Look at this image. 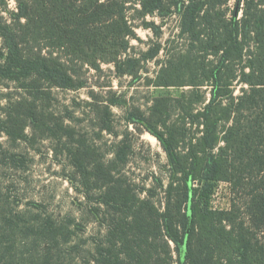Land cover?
I'll use <instances>...</instances> for the list:
<instances>
[{
	"label": "trees",
	"instance_id": "obj_1",
	"mask_svg": "<svg viewBox=\"0 0 264 264\" xmlns=\"http://www.w3.org/2000/svg\"><path fill=\"white\" fill-rule=\"evenodd\" d=\"M8 1L0 0V88L14 83L23 93L5 106L0 101V130L15 140L27 137L28 123L48 136L73 138L70 127L55 128L53 115L44 113L54 90L83 88L86 67L102 72L112 65L119 76L137 77L141 60L129 53L137 29L157 28L149 16L163 22L178 16L190 43L189 55L171 60L154 85L193 89L156 97L148 117L137 110L131 118L167 154L174 181L164 211L119 176L126 157L106 162L84 146L70 149L85 194L107 189L101 202L114 211L94 264H264V0H238V9L245 5L243 21L237 13L228 18L226 0H15V12ZM185 72L193 77L189 84L176 79ZM114 104L106 107L103 131H113ZM223 182L236 191L253 187L246 212L237 204L211 206ZM58 233L51 232L55 240Z\"/></svg>",
	"mask_w": 264,
	"mask_h": 264
},
{
	"label": "rangeland",
	"instance_id": "obj_2",
	"mask_svg": "<svg viewBox=\"0 0 264 264\" xmlns=\"http://www.w3.org/2000/svg\"><path fill=\"white\" fill-rule=\"evenodd\" d=\"M237 4L238 0H226L228 18L237 13L243 21L245 5L238 9ZM8 11H17L15 0L8 1ZM2 17L8 19L9 13L3 12ZM147 20L157 28L137 29L138 40L132 41L129 53L141 60L135 71L137 77L119 76L112 65H103L102 72L86 67L83 88L54 90L53 101L43 108L44 113L48 118L53 115L50 122L55 128L63 124L70 127L73 138L48 136L34 131L30 123L27 137L19 140L0 130V254H4L0 264L4 260L8 264H94L96 244L106 243L114 211L111 205L101 202L108 195L107 189L85 194L70 154V149L75 152L78 146H84L93 159L102 156L106 162L112 161L115 154L126 157L118 168L119 176L126 177L143 198L150 196L161 211L165 210L166 191L174 181L167 154L158 138L131 118L137 110L148 117L156 97H180L193 89L154 85L171 60L176 63L189 55L190 43L181 34L178 16L164 22L157 15ZM176 66L183 68L184 63ZM176 79L189 84L193 77L185 72ZM6 87L0 88L3 106L23 93L17 84L7 82ZM240 89L236 86L235 95H241ZM110 101L115 102L110 107L113 131L106 132L101 124ZM0 118L4 119L1 113ZM250 190L244 187L236 191L230 184L220 183L211 206L226 210L237 204L246 212ZM243 216L250 225L248 216ZM53 231L60 232L57 240L52 237ZM259 237L264 244V229ZM8 246L11 252L5 254Z\"/></svg>",
	"mask_w": 264,
	"mask_h": 264
}]
</instances>
